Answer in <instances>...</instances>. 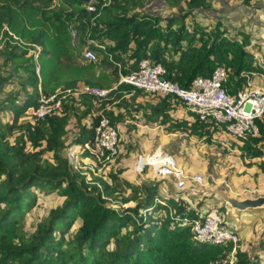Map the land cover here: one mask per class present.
<instances>
[{"label": "trees", "instance_id": "16d2710c", "mask_svg": "<svg viewBox=\"0 0 264 264\" xmlns=\"http://www.w3.org/2000/svg\"><path fill=\"white\" fill-rule=\"evenodd\" d=\"M55 1L0 0V33L9 41L0 49V93L18 87L0 100V114L12 115L0 123V264H264L260 255L242 250L240 238L236 250L231 242L212 245L194 238V224L205 216L203 201L189 203L186 194L163 196L162 181L138 185L125 179L124 171L91 183L67 159L72 118L78 122L73 144H92L103 109L113 125L142 112L148 123L163 126L168 134L211 142L220 127L196 116L193 122L176 119L182 104L176 96H153L122 83L108 99L80 96L64 103L60 114L23 122L39 107L41 93L52 95L80 83L113 87L103 83L107 76L92 81L81 74L96 64L70 70L76 51L73 29L80 33L81 47L89 35L106 47L100 56L112 68L116 84L147 59L163 65L165 80L184 89L222 68L231 93L243 88L246 74L261 71L249 49L251 35L233 34L222 21L199 22L197 14L210 8L209 0H163L177 11L166 18L144 10L154 0H96L94 12L80 0H61L54 9ZM251 2L243 0L246 6ZM33 45L41 48L39 75L29 56ZM10 67L14 69L7 74ZM68 70L77 71L78 77L64 79ZM140 97L150 101L139 106ZM114 107L126 113L115 116ZM258 125L261 136L242 139L236 149L245 166L264 172V119ZM37 193H56L63 201L29 232L25 222L38 205ZM128 204L135 206L123 208Z\"/></svg>", "mask_w": 264, "mask_h": 264}, {"label": "built area", "instance_id": "2783aa9c", "mask_svg": "<svg viewBox=\"0 0 264 264\" xmlns=\"http://www.w3.org/2000/svg\"><path fill=\"white\" fill-rule=\"evenodd\" d=\"M86 8L91 12L96 11L93 3L86 5ZM8 33L10 37L18 41L11 32ZM79 38L80 33L73 29L72 43L82 52L84 62L87 64L98 63L101 51L107 52L106 47L93 40L90 35L81 47ZM0 43H3L2 33H0ZM20 43L24 47V42L20 41ZM261 45L263 46V43ZM1 47L2 45L0 49ZM33 47L35 48L29 52V56L34 58L39 75L41 48L36 45ZM254 49V60L261 71L246 74V83L237 93L229 91L227 87L229 75L222 68L216 69L211 77H198L192 82L189 89H184L165 80L167 72L163 65L154 64L145 59L139 63L137 71L127 77L121 76L120 82L110 89L84 84L59 90L52 95L41 93L39 107L31 115L34 120L40 121L48 116L60 114L64 103L80 96H92L99 101L108 99L110 94L124 83L153 96H176L186 110L201 122L220 127L222 131L230 134L237 141L248 137L259 138L261 133L258 121L264 119V55L259 52L258 47H254ZM110 59L112 60L111 55ZM104 111L105 109L100 112L101 118L95 128L93 143L72 145L66 153L70 164L78 171L83 163V155H87L85 158H88L85 159V163L94 167L110 166L120 156L121 134L119 129L104 115ZM137 166L140 171L150 169L162 181L166 178L174 180L178 188H184L188 184L199 187H204L207 184L202 175H191L178 166L174 156L162 148H157L152 154L141 157ZM193 232L194 238L201 243L221 245L231 242L235 250L239 243L236 231L223 223L218 214H205L203 219L195 222Z\"/></svg>", "mask_w": 264, "mask_h": 264}, {"label": "rangeland", "instance_id": "374dc122", "mask_svg": "<svg viewBox=\"0 0 264 264\" xmlns=\"http://www.w3.org/2000/svg\"><path fill=\"white\" fill-rule=\"evenodd\" d=\"M218 3V8L215 9V12H208L205 17H208L207 20L203 19L204 21H208V23H212L211 20L216 21L218 17L220 18L221 16H225L226 13L220 9L222 8L221 2L223 4H229V0H216ZM235 2H239L240 0H234ZM92 2H96V0H93ZM60 3L61 0H56L55 3L53 4L52 8L54 9H59L60 8ZM146 8H149L148 10ZM145 11H149L152 14H155L160 17H171L177 14V11L174 8H170L165 1L163 0H154L152 3L149 4V7L144 8ZM178 10V9H177ZM200 14V13H199ZM262 22H264V15L261 18ZM261 38H258V40L264 42V29L260 28V34ZM5 40H3V43H0V46L5 45L9 43L8 40H6V43H4ZM1 47V48H2ZM77 49V48H76ZM79 49V48H78ZM74 51V64H77L78 66L82 65V52L80 50ZM262 55H264V46L261 47L260 51ZM72 60V61H73ZM2 59L0 57V63ZM72 63V67H73ZM67 65V63L65 64ZM88 65V64H87ZM97 67L93 69L91 72L90 78L96 79L95 74L99 73L101 77L107 76L108 79L104 80L103 83L106 85V87L110 84L114 86L116 84V77L112 76V68L103 65V59L100 57V61L96 64ZM70 70L72 69L71 66ZM10 72H7V74L11 73L12 70L14 69L13 67L9 68ZM68 70L67 73L64 76V79H71L73 78L74 74L76 73L75 71H70ZM88 72V71H87ZM86 72V73H87ZM2 73V70L0 69V74ZM64 73V72H63ZM6 75V74H4ZM59 74L56 78V80H59L60 78ZM7 76V75H6ZM11 89V88H10ZM17 90V89H16ZM133 119V115H131ZM7 116H3L2 120L6 122ZM34 121L33 116H26L23 118V122H30ZM137 129H131L129 133L125 132L124 134V139L121 142V154L120 157L116 160V162L110 166H90L87 164L81 163L79 170L82 171L85 177H87V180L90 181L91 183H96L97 178H103L106 181H109V174L110 173H117L120 170L121 171H128L129 169H132L133 172L130 174L131 179L133 180V183L139 182L140 181V176L139 171L134 170V166H137V159L140 155H144L145 153L147 155L152 154L158 147L159 145H162V149L166 147L170 141L167 139H163L161 136L158 134H153V135H148L146 133L140 134L137 131ZM69 135L66 138V143H67V149L65 150V153H67L68 149L74 145L73 142L76 138V135L78 133V122L77 119L72 118L69 126ZM137 135H134V134ZM158 133V132H157ZM220 136H216L214 140L211 142H205V143H199L196 139L194 141H188V144L191 146L187 151H184L182 155L187 157L186 159L184 156L183 157H176L178 166L183 168L185 171H189L186 168V164L191 167L189 173L191 175H196V172H199L201 175L204 177H207L210 173H221L223 176H227L225 178L226 180H230L232 184H236L237 186H243L244 184L252 183V185H256L258 188L264 187V172L260 169H257L256 167H250V166H245L244 163H242L239 160V155L240 151L236 149V145L239 144L238 141H236L235 138H233L231 135L225 133V132H220ZM149 138V139H148ZM167 141V142H166ZM166 143V144H165ZM181 141H177L176 144L179 145ZM232 144L234 146H232ZM181 147V145H180ZM175 151H177L178 147L174 146ZM166 151L165 149H163ZM168 152V151H167ZM173 155H175L174 152H172ZM48 157V155H47ZM50 157V156H49ZM189 157L191 159V163L189 160ZM122 159H126L125 163L121 164ZM264 161V160H263ZM222 163L225 164L224 166V171H222L221 167L223 166ZM252 168V169H251ZM75 171H78L77 169L74 168ZM255 170H257L255 174ZM149 172V171H148ZM255 175H254V174ZM214 175V174H213ZM248 175V176H246ZM138 177V178H137ZM234 177L235 181L233 179H230ZM247 179H249V182L247 183ZM140 183V182H139ZM142 184V183H141ZM256 193V192H255ZM258 194V193H257ZM39 197L38 205L36 208H34L28 215L27 220L25 222L26 225V230L29 232H33L36 228V225L47 218L51 210L56 209L62 204L63 198L59 197L56 193L50 194V195H44L41 193H37ZM224 205V204H222ZM115 208H118V206L113 205ZM135 204L133 205H124L123 208H128V207H134ZM225 206V205H224ZM226 207V206H225ZM223 207V208H225ZM228 208V207H227ZM230 209V208H228ZM232 210V209H231ZM234 211V210H233ZM236 212V211H235ZM237 213V212H236ZM203 214L205 215L206 212L203 211ZM242 214V213H238ZM243 214H248V213H243ZM221 220L223 223L228 225L224 219Z\"/></svg>", "mask_w": 264, "mask_h": 264}, {"label": "crops", "instance_id": "0c3cea01", "mask_svg": "<svg viewBox=\"0 0 264 264\" xmlns=\"http://www.w3.org/2000/svg\"><path fill=\"white\" fill-rule=\"evenodd\" d=\"M209 1H210V8L207 11H201V12H199L200 14L199 13L197 14L199 22L204 23L206 25H213V24H216L217 22L222 21V23L224 25L228 26L232 30L233 34H235V31L237 30V31H242L244 33L251 35L252 43H251V47L249 49L253 52V51H255L254 47H256V48L258 47V49L260 51L261 47L264 46V42L258 40V38H261V36L259 35L260 34V28L264 29V22H262V20H261L262 16L264 15V0H252L250 6L244 5L243 0H240V3L235 2L234 0H229L228 1L229 4H223L221 2L222 8L220 9V11L223 10L226 13V15L221 16L220 18L218 17V19L216 21L211 20L212 23H208V21L206 22L203 19H205V20L208 19V17H205V15L208 12H215L214 10L218 8L217 7L218 2L216 0H209ZM221 1H223V0H221ZM262 43H263V46L261 45ZM81 60H82L81 66H86L87 63L84 62L82 57H81ZM73 62H74V60L70 61L71 68L77 69L78 65L74 64ZM66 63L68 65V62H66ZM72 63H73V67H72ZM92 71L87 72V73L85 71V72H82L81 74L84 75L86 79H89L92 81L99 80L101 77V75L99 73L95 74L96 79L90 78ZM75 72L76 73L74 74L73 78H71V79L78 77V72L77 71H75ZM79 85H84V84L80 83ZM115 85H117V84H115ZM10 88L4 89V92L2 94L0 93V100L4 99L6 94L9 93V91H11L12 89H14V90L18 89L17 85L10 86ZM129 97L130 96H128L126 98L128 99ZM148 101H150L149 97H147V98L140 97L136 100L135 104H138L139 106L145 105V103ZM111 110H113L115 112V116L120 114V113H126V109L123 107H121V108L120 107H114ZM3 116H7L8 119L6 121H8L12 118L11 114H0V123H4V121L2 120ZM133 116L136 118L133 119L132 116H127L124 120L117 122L115 125L119 129V132L121 134V142L123 141V139L125 137L124 136L125 132L129 133L131 131V129L136 130L138 127L137 131L139 132V135L144 134V133H146L148 135L158 134L163 139L165 138V139L169 140L170 143L166 147H164L163 149H165L166 152L168 151V153L171 155H173L172 152H174L175 155H173V156L183 157L184 156V155H182L183 152L187 151L191 147L188 144V141H191V140L194 141L195 140V138H191L187 134H181V133L168 134L167 132H165L163 126H160L158 124L148 123L145 120V118L143 117L142 112L136 113ZM173 116L178 120H190V122H193L194 119L196 118L195 115L191 114L190 112H188L186 110V108L184 107L183 104H181V106L178 108V110L174 113ZM192 117H194V119ZM134 135H137V134L135 133ZM220 135H221V133L219 132L218 134L215 135V137L220 136ZM215 137L213 138V140L215 139ZM177 141H181V143H179V145H177L176 144ZM197 141L199 143H202V142L205 143V141H203V140H197ZM121 142H120V147H121ZM238 142H239L238 145H241L240 144L241 141H238ZM74 145H76V144H74ZM180 145H181V147H180ZM174 146L178 147L177 151H175ZM158 148H162V145H159ZM120 151H121V148H120ZM121 152H120V154H121ZM146 155H147L146 153L144 155L143 154L140 155L138 157L137 161H139V159L141 157H144ZM86 156L83 155L82 161L84 162V164H86L85 159H88V158H85ZM185 158L188 159L187 157H185ZM125 160L126 159H122L121 164L125 163ZM263 160H264V158L262 159V161ZM188 161H190V163L192 162L190 157H189ZM137 165H138V162H137ZM222 165L223 166L221 167V169H222V171H224L223 169H224L225 164L222 163ZM186 167H187L186 169L189 170L188 172L192 171L190 169L191 167H189L188 164H186ZM252 167H256V166H252ZM134 170L135 171L138 170L139 175H137V176H140V181H139L140 183L135 182V184L141 185V183L144 184V183H152L155 181H162L160 178L156 177L153 174V172L148 168L145 169L144 171H140L138 169V166H134ZM132 172H133L132 169H129L128 171L124 170L123 176L125 177V179H127L133 183V180L131 179L132 177H130V174H132ZM256 172H257V170H255V174H256ZM213 174L210 173L207 177H204L202 175L204 177L205 181L207 182V184L201 188L222 187V188H225L230 193V195L236 196L240 199L245 198V197H258V196L264 195V187L258 188L257 184L252 185V183H248L249 179H247L248 185L244 184L243 186H237L235 183L232 184V182H230V180H226L225 178H227V176H223L221 173H218V174L213 173ZM196 175H201V174L199 172H196ZM246 176H248V175H246ZM230 179H233L235 181L234 177H232ZM162 182H163V184L161 185V194L163 196L178 195V193H176V191H175L174 187L172 186V184L170 183V181L163 180ZM186 195L187 196H185V200L188 201L189 203H194V202H199V201L204 202V205L201 208V212H203V211L208 212L210 209H212V211H213L212 214H218L220 216V218L222 217V219H224V221L231 228H233L236 231L237 235L240 238L242 250L249 251L252 255H260L262 258H264V234L263 235L261 234L262 228L264 226V217H261V215H259V214H252V213L238 214L235 211L228 209L227 207L222 205V203H216V202L213 203L212 200H210V199L199 198V197H197L191 193H186ZM223 207H225V209H223ZM220 209H223V211H221Z\"/></svg>", "mask_w": 264, "mask_h": 264}, {"label": "water", "instance_id": "95a60500", "mask_svg": "<svg viewBox=\"0 0 264 264\" xmlns=\"http://www.w3.org/2000/svg\"><path fill=\"white\" fill-rule=\"evenodd\" d=\"M80 1L84 2L85 4H90L93 0ZM165 180L170 181L176 193L178 194L191 193L199 198L210 199L213 203H222L237 213L259 214L261 217H264V195L240 199L236 196L230 195V193L222 187L201 188L197 185L188 184L184 188H178L172 179L166 178ZM261 234H264V226L262 228Z\"/></svg>", "mask_w": 264, "mask_h": 264}, {"label": "clouds", "instance_id": "9594fccd", "mask_svg": "<svg viewBox=\"0 0 264 264\" xmlns=\"http://www.w3.org/2000/svg\"><path fill=\"white\" fill-rule=\"evenodd\" d=\"M91 3L94 4V3H96V2H91ZM91 3H90V4H91ZM86 5H89V4H85V7H86ZM87 10H88V9H87ZM76 50H77V49H76ZM100 57H101V56H100ZM39 64H40V63H39ZM95 64H97V63H95ZM108 89H110V88H108Z\"/></svg>", "mask_w": 264, "mask_h": 264}]
</instances>
